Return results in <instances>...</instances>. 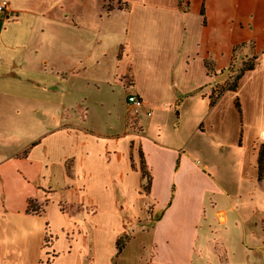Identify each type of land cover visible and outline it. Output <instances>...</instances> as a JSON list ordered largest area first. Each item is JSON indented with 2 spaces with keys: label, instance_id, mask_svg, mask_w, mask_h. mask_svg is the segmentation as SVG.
I'll use <instances>...</instances> for the list:
<instances>
[{
  "label": "crops",
  "instance_id": "1",
  "mask_svg": "<svg viewBox=\"0 0 264 264\" xmlns=\"http://www.w3.org/2000/svg\"><path fill=\"white\" fill-rule=\"evenodd\" d=\"M5 1L0 264H119L136 232L146 264H263L264 0Z\"/></svg>",
  "mask_w": 264,
  "mask_h": 264
},
{
  "label": "trees",
  "instance_id": "2",
  "mask_svg": "<svg viewBox=\"0 0 264 264\" xmlns=\"http://www.w3.org/2000/svg\"><path fill=\"white\" fill-rule=\"evenodd\" d=\"M183 0H178L181 3ZM250 46L246 45H238L235 46L233 49V57L229 66L222 72L227 76V82L225 86L221 89L214 90L211 96L209 97V104L210 106L214 105L216 101L223 95V93L235 92L237 88V84L240 78L249 71H252L254 68V61L256 57L252 54L243 53V51ZM205 68L207 70V74L211 77L215 76V71L213 64L209 61L204 62ZM126 83L129 84L130 82L128 79ZM235 108L238 112H240L239 103L237 100L234 102ZM257 173H258V181H264V140L261 141L258 152H257ZM141 190L147 193L149 189V180L148 176L144 168H141ZM45 202H37L36 200H29L27 202L26 213L28 215H41L44 213ZM128 237L122 235L116 240V255L120 254L126 246V242L128 241Z\"/></svg>",
  "mask_w": 264,
  "mask_h": 264
},
{
  "label": "rangeland",
  "instance_id": "3",
  "mask_svg": "<svg viewBox=\"0 0 264 264\" xmlns=\"http://www.w3.org/2000/svg\"><path fill=\"white\" fill-rule=\"evenodd\" d=\"M108 6V5H107ZM240 203V202H239ZM242 202L240 204H237L239 205V210H241V206H242ZM228 205H226V203H220L219 204V208H227ZM247 210L249 209H252L254 210V206H251L250 204H247V206H245ZM226 216H227V224H226V228L228 229V239L231 240V241H236L237 240V230L233 229L232 227V224H231V217H229L230 215L228 213H226ZM215 226H217L215 224ZM224 227V226H223ZM136 235H137V239L136 241H134V243L130 244V246L124 251V254L121 256V259H119V264H146V258H147V249L143 250L140 248V243L142 241H145V238L141 239V233H137L136 232ZM138 251L141 255L140 257L138 258H134V252Z\"/></svg>",
  "mask_w": 264,
  "mask_h": 264
},
{
  "label": "built area",
  "instance_id": "4",
  "mask_svg": "<svg viewBox=\"0 0 264 264\" xmlns=\"http://www.w3.org/2000/svg\"><path fill=\"white\" fill-rule=\"evenodd\" d=\"M11 13L9 4L5 0H0V16H9ZM127 104L131 106L132 112L134 114H137L138 111L143 107L142 101L136 97V96H128L127 97ZM263 264H264V258H263Z\"/></svg>",
  "mask_w": 264,
  "mask_h": 264
}]
</instances>
